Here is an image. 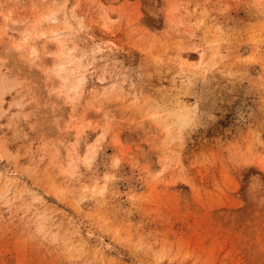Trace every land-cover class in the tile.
Listing matches in <instances>:
<instances>
[{
	"label": "rangeland",
	"instance_id": "obj_1",
	"mask_svg": "<svg viewBox=\"0 0 264 264\" xmlns=\"http://www.w3.org/2000/svg\"><path fill=\"white\" fill-rule=\"evenodd\" d=\"M0 264H264V0H0Z\"/></svg>",
	"mask_w": 264,
	"mask_h": 264
},
{
	"label": "bare ground",
	"instance_id": "obj_2",
	"mask_svg": "<svg viewBox=\"0 0 264 264\" xmlns=\"http://www.w3.org/2000/svg\"><path fill=\"white\" fill-rule=\"evenodd\" d=\"M61 68V67H60ZM61 72V69L59 70Z\"/></svg>",
	"mask_w": 264,
	"mask_h": 264
}]
</instances>
